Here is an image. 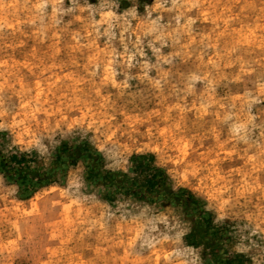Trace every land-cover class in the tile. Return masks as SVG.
<instances>
[{
	"label": "clouds",
	"instance_id": "clouds-1",
	"mask_svg": "<svg viewBox=\"0 0 264 264\" xmlns=\"http://www.w3.org/2000/svg\"><path fill=\"white\" fill-rule=\"evenodd\" d=\"M0 264H264V0H0Z\"/></svg>",
	"mask_w": 264,
	"mask_h": 264
},
{
	"label": "rangeland",
	"instance_id": "rangeland-1",
	"mask_svg": "<svg viewBox=\"0 0 264 264\" xmlns=\"http://www.w3.org/2000/svg\"><path fill=\"white\" fill-rule=\"evenodd\" d=\"M32 206H33V208L37 207V205H36V203H35V202L33 203V205H32Z\"/></svg>",
	"mask_w": 264,
	"mask_h": 264
}]
</instances>
